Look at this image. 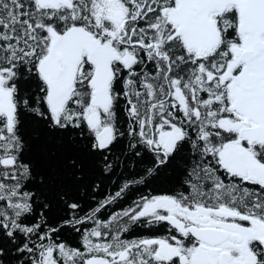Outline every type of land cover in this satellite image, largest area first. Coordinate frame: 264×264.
<instances>
[{
    "label": "snow or ice",
    "instance_id": "1",
    "mask_svg": "<svg viewBox=\"0 0 264 264\" xmlns=\"http://www.w3.org/2000/svg\"><path fill=\"white\" fill-rule=\"evenodd\" d=\"M0 264H264V0H0Z\"/></svg>",
    "mask_w": 264,
    "mask_h": 264
}]
</instances>
